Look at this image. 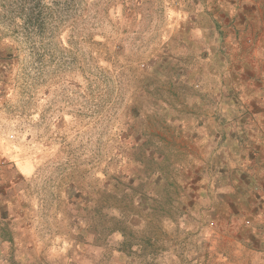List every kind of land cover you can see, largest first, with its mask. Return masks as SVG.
<instances>
[{
  "label": "rangeland",
  "instance_id": "374dc122",
  "mask_svg": "<svg viewBox=\"0 0 264 264\" xmlns=\"http://www.w3.org/2000/svg\"><path fill=\"white\" fill-rule=\"evenodd\" d=\"M261 51L264 0H0V264H264L186 163Z\"/></svg>",
  "mask_w": 264,
  "mask_h": 264
},
{
  "label": "crops",
  "instance_id": "0c3cea01",
  "mask_svg": "<svg viewBox=\"0 0 264 264\" xmlns=\"http://www.w3.org/2000/svg\"><path fill=\"white\" fill-rule=\"evenodd\" d=\"M261 52L239 58L242 63H239L236 73L232 72L235 74L232 76L234 87L227 86L230 81L225 82V86L229 88L226 90L228 97L237 93L246 96L247 92L249 99L253 101L251 114H247L248 118L242 117L235 122V125H240L237 127V133L229 128L230 136L227 135V139L225 135L222 139L225 140V144L219 141L222 137L213 128L205 131L202 129L198 133V138H195V135L191 136L192 152L187 155L186 162L189 166L188 171H199L201 188L205 187L209 191L208 186L211 183L217 189L215 195L219 199V204L216 218L221 221V229L240 231L237 225L233 227V218L249 216L245 223V225L251 223L248 231L251 239H248V244L257 248H264V129H261L264 123V100H257L264 98V90L258 89L257 84L256 89L252 90L251 84L255 82L254 79L264 77V62L259 64L255 62L248 68L244 64H247L245 62L247 59L262 60L264 51ZM218 54L222 58L225 55L224 52ZM258 84L264 85V82L258 80ZM223 145H226V148H223L225 151L219 149ZM196 146L199 149L198 157L195 154ZM222 167H225V170H222ZM212 173H216L217 176L214 180L211 178Z\"/></svg>",
  "mask_w": 264,
  "mask_h": 264
}]
</instances>
